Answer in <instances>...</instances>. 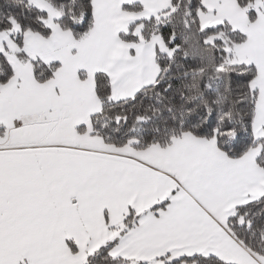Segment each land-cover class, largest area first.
<instances>
[{"label":"snow or ice","instance_id":"1","mask_svg":"<svg viewBox=\"0 0 264 264\" xmlns=\"http://www.w3.org/2000/svg\"><path fill=\"white\" fill-rule=\"evenodd\" d=\"M0 264H264V0H0Z\"/></svg>","mask_w":264,"mask_h":264}]
</instances>
